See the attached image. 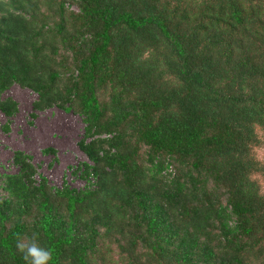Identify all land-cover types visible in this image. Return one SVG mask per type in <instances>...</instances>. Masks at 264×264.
Returning a JSON list of instances; mask_svg holds the SVG:
<instances>
[{
    "label": "trees",
    "instance_id": "trees-1",
    "mask_svg": "<svg viewBox=\"0 0 264 264\" xmlns=\"http://www.w3.org/2000/svg\"><path fill=\"white\" fill-rule=\"evenodd\" d=\"M13 84L81 117L87 161L55 187L13 152L0 264L33 233L51 264H264V0H0L7 117Z\"/></svg>",
    "mask_w": 264,
    "mask_h": 264
},
{
    "label": "rangeland",
    "instance_id": "rangeland-1",
    "mask_svg": "<svg viewBox=\"0 0 264 264\" xmlns=\"http://www.w3.org/2000/svg\"><path fill=\"white\" fill-rule=\"evenodd\" d=\"M2 96L13 99L17 106L11 117L0 111V173L17 171L11 159L14 151L21 150L31 156L37 179L43 176L55 187L65 181L73 188H83L84 179L74 173L81 162L87 161L78 146L84 132L81 117L56 106L35 110L32 102L36 94L18 84L11 85ZM257 134L260 144L253 148V154L264 166V131L258 129ZM46 148L52 151L43 152ZM253 179L264 190V171L253 175Z\"/></svg>",
    "mask_w": 264,
    "mask_h": 264
},
{
    "label": "clouds",
    "instance_id": "clouds-1",
    "mask_svg": "<svg viewBox=\"0 0 264 264\" xmlns=\"http://www.w3.org/2000/svg\"><path fill=\"white\" fill-rule=\"evenodd\" d=\"M16 249L22 255L25 264H51L53 259L52 251L41 246L35 233L18 239Z\"/></svg>",
    "mask_w": 264,
    "mask_h": 264
}]
</instances>
